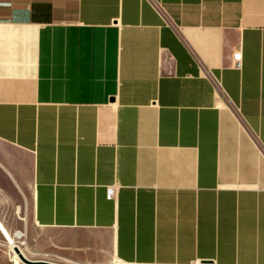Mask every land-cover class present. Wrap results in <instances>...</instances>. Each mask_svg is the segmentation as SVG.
<instances>
[{"label":"crops","instance_id":"obj_1","mask_svg":"<svg viewBox=\"0 0 264 264\" xmlns=\"http://www.w3.org/2000/svg\"><path fill=\"white\" fill-rule=\"evenodd\" d=\"M0 221L68 264H264V0H0Z\"/></svg>","mask_w":264,"mask_h":264},{"label":"rangeland","instance_id":"obj_2","mask_svg":"<svg viewBox=\"0 0 264 264\" xmlns=\"http://www.w3.org/2000/svg\"><path fill=\"white\" fill-rule=\"evenodd\" d=\"M6 229L10 232L11 235H14L15 232L20 231L25 228L26 224L20 223V224H5L4 225ZM24 233V232H22ZM14 237V236H13ZM25 233L24 238L22 240L15 239L16 242H18V245L25 251L26 258L32 261L35 260H45V261H52L59 264H68V263H62L52 260V257L50 254H45L42 250H37L29 245H25ZM0 264H24L21 262V260H18L15 257L14 252L11 250L10 244L8 241L4 238L0 231ZM105 264H117L116 262H106Z\"/></svg>","mask_w":264,"mask_h":264},{"label":"bare ground","instance_id":"obj_3","mask_svg":"<svg viewBox=\"0 0 264 264\" xmlns=\"http://www.w3.org/2000/svg\"><path fill=\"white\" fill-rule=\"evenodd\" d=\"M0 231H1L2 235L4 236V238L10 244L11 250L14 252L15 257L18 260H20L19 254L16 252V249H18L20 254L26 258L27 256L25 254V251L18 245V242L15 241V239L22 240L24 238V233L17 231L14 233V235H11L10 232L4 226V224L1 223V221H0Z\"/></svg>","mask_w":264,"mask_h":264},{"label":"water","instance_id":"obj_4","mask_svg":"<svg viewBox=\"0 0 264 264\" xmlns=\"http://www.w3.org/2000/svg\"><path fill=\"white\" fill-rule=\"evenodd\" d=\"M16 252L19 254V258L21 262L24 264H55V263H50V262H45V261H32V260L25 258L23 255H21L18 249H16ZM203 264H206V263H203Z\"/></svg>","mask_w":264,"mask_h":264},{"label":"built area","instance_id":"obj_5","mask_svg":"<svg viewBox=\"0 0 264 264\" xmlns=\"http://www.w3.org/2000/svg\"><path fill=\"white\" fill-rule=\"evenodd\" d=\"M235 61L237 62V66H240V56L239 55H235Z\"/></svg>","mask_w":264,"mask_h":264}]
</instances>
